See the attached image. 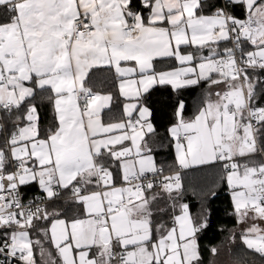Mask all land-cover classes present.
<instances>
[{"label": "snow or ice", "instance_id": "6c2138e0", "mask_svg": "<svg viewBox=\"0 0 264 264\" xmlns=\"http://www.w3.org/2000/svg\"><path fill=\"white\" fill-rule=\"evenodd\" d=\"M221 188L264 261V0H0V264H204Z\"/></svg>", "mask_w": 264, "mask_h": 264}, {"label": "trees", "instance_id": "16d2710c", "mask_svg": "<svg viewBox=\"0 0 264 264\" xmlns=\"http://www.w3.org/2000/svg\"><path fill=\"white\" fill-rule=\"evenodd\" d=\"M101 80L106 79V73L98 74ZM203 87V85H201ZM200 88H192L184 92V97L188 103V111L191 112L193 106L200 99ZM160 100H166L167 97H158ZM38 102L41 103V112L42 115L47 118L50 115V109L43 107L47 101H41L38 97ZM155 114L154 118L158 125H163V123L168 118L167 109L161 105H155ZM113 112H118V107H114ZM160 131H163V128H160ZM154 155L158 163L165 166L171 164L174 160V151L167 146V141H164L163 144L159 142L153 146ZM216 181L215 170L212 168H201L194 173H189V179L186 180L187 184V193H186V202L190 203L193 213H196L200 210L203 197L205 196L207 190L212 187L213 183ZM211 212V226L203 233V238L200 243L202 245V254L204 258V264H206L208 256L211 253L208 251L211 247H217L225 236H229L230 231L235 226L234 218H232L228 213L230 211L229 207V196L224 189H219L218 194L215 198L210 200ZM219 243V244H218ZM239 248L236 250L237 254H242L244 258H247L249 264H264V261L258 255L244 249L240 243H238Z\"/></svg>", "mask_w": 264, "mask_h": 264}, {"label": "crops", "instance_id": "0c3cea01", "mask_svg": "<svg viewBox=\"0 0 264 264\" xmlns=\"http://www.w3.org/2000/svg\"><path fill=\"white\" fill-rule=\"evenodd\" d=\"M236 230H237V226L235 225L232 231H230V233ZM228 237L229 236L223 237L221 242H219L220 244L218 243L219 244L217 246V248L219 249L218 255L210 256L209 254L206 264H213V262H215V264H234L235 257L237 255L243 257L242 254L236 253V250L239 248L238 246L239 242L237 241V243L235 244H229ZM222 249H224V251ZM244 259L249 261L247 258Z\"/></svg>", "mask_w": 264, "mask_h": 264}, {"label": "rangeland", "instance_id": "374dc122", "mask_svg": "<svg viewBox=\"0 0 264 264\" xmlns=\"http://www.w3.org/2000/svg\"><path fill=\"white\" fill-rule=\"evenodd\" d=\"M224 251V249H222Z\"/></svg>", "mask_w": 264, "mask_h": 264}]
</instances>
